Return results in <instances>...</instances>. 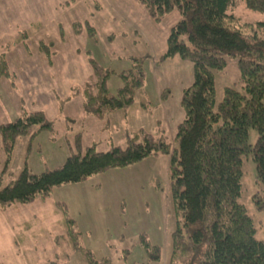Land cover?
Wrapping results in <instances>:
<instances>
[{
	"label": "rangeland",
	"instance_id": "1",
	"mask_svg": "<svg viewBox=\"0 0 264 264\" xmlns=\"http://www.w3.org/2000/svg\"><path fill=\"white\" fill-rule=\"evenodd\" d=\"M1 1L8 9L0 12V19L11 14L19 21L21 14L30 21L38 18L31 10L38 6L28 0ZM46 1L50 25H36L27 33L0 27V58H5L10 71L9 77L0 75V127L32 111L44 112L53 127L32 141L19 138L11 156L0 138L3 185L15 181L25 168L41 174L62 166L78 141L83 150L95 146L105 152L113 145L125 147L127 132L143 129L159 135L164 130L168 142L178 148L175 137L185 115L182 97L194 81V66L180 56L157 62L167 50L180 13L175 10L157 22L135 0H76L57 11L56 0ZM232 12L241 23L264 22L263 13L239 1ZM74 22H88L95 28V38L87 29L76 35ZM42 42L50 47L52 61L42 52ZM132 58L143 59L146 78L133 107L103 119L87 112L83 90L94 88L91 60L114 72L108 83L114 96L122 86L118 73L132 67ZM224 58L226 68L215 71L217 104L226 87L244 90L239 58ZM257 138L251 128L249 144L255 145ZM169 164L168 155L152 156L125 169L57 187L46 199L0 211V264H87L86 256L74 249L67 236L65 213L76 222L83 249L97 260L170 264L172 233L181 218L171 195ZM243 173L239 202L254 219L257 239L264 242V211L257 210L253 198L264 185L258 182L251 158L244 159ZM144 239L161 249L158 262L149 259Z\"/></svg>",
	"mask_w": 264,
	"mask_h": 264
},
{
	"label": "trees",
	"instance_id": "2",
	"mask_svg": "<svg viewBox=\"0 0 264 264\" xmlns=\"http://www.w3.org/2000/svg\"><path fill=\"white\" fill-rule=\"evenodd\" d=\"M135 1L157 22L175 10L181 15L170 31L166 52L157 62L180 56L194 66V81L182 97L185 115L175 137L179 147L168 142L164 130L159 135L143 129L127 132L125 147L113 145L105 152L95 146L83 150L78 141L76 151L56 169L33 174L25 168L7 185L0 176V211L46 199L57 187L125 169L152 156L168 155L171 195L181 218L172 233L170 264H264V242L257 239L254 219L239 202L245 158L254 161L258 182L264 185V22L241 23L232 12L239 1L264 14V0ZM73 29L76 35L87 29L91 38L96 36L88 22H74ZM41 44L42 52L52 61L50 47ZM225 56L239 58L244 90L226 87L217 104L215 71L226 68ZM91 64L94 88L83 90L86 111L98 119L128 111L146 83L143 59L132 58V67L118 73L122 86L114 96L108 88L114 72L94 60ZM0 66V75L9 77L7 61ZM251 128L258 135L255 145L248 142ZM52 130L44 112L32 111L2 124L0 138L11 156L19 138L32 141ZM253 198L257 210L264 211V189ZM65 216L67 236L74 249L86 256L87 264H114L110 258L97 260L83 249L76 222ZM142 243L149 259L158 262L161 249L145 239Z\"/></svg>",
	"mask_w": 264,
	"mask_h": 264
},
{
	"label": "crops",
	"instance_id": "3",
	"mask_svg": "<svg viewBox=\"0 0 264 264\" xmlns=\"http://www.w3.org/2000/svg\"><path fill=\"white\" fill-rule=\"evenodd\" d=\"M29 5L33 4L34 6H38L37 8L33 7L32 13L34 14L33 16H36L38 18L30 21L25 19L24 17L26 16L25 14H21L20 21L18 20L17 17H13V14L5 16L4 18L0 19V27L2 28H7V27H17L18 31L23 29V32H28V30H32L34 26H40L41 28L44 27V25H48V15L51 10H48L49 6L48 3L45 4V2H48L46 0H28ZM76 0H56V7L54 8L56 11L61 8V9H66V7H70L73 2ZM40 8V10H39ZM3 9H8L6 3L4 1L0 2V12ZM38 13V14H37ZM12 18V19H11ZM29 22L31 25H29L27 22ZM35 23V24H34ZM50 25V24H49ZM52 25V24H51ZM53 26V25H52ZM6 37H9L8 35ZM10 38V37H9ZM133 107V106H132ZM131 107V108H132ZM130 108V109H131ZM129 109V110H130ZM127 111H125L126 113Z\"/></svg>",
	"mask_w": 264,
	"mask_h": 264
}]
</instances>
